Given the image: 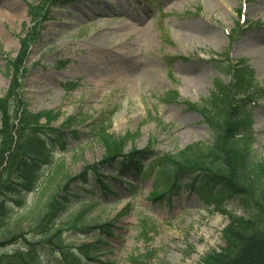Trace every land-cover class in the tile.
<instances>
[{
  "label": "rangeland",
  "instance_id": "1",
  "mask_svg": "<svg viewBox=\"0 0 264 264\" xmlns=\"http://www.w3.org/2000/svg\"><path fill=\"white\" fill-rule=\"evenodd\" d=\"M53 1L0 0V98L12 83V74L7 75L9 59L27 54L14 74L21 101L18 119L14 112L10 118L16 127L15 138L20 137L24 146H36L65 132L69 148L59 157L65 163L62 180L66 174L75 178L98 165L102 180L111 184L110 191L101 189L90 173V189L73 183L82 197H72L68 213L77 219L80 230L64 228L65 245L90 242L99 232L84 234L86 226L111 223V234L104 237L97 261L83 264H132L143 255L149 264H219L224 260L216 254L220 250L241 251L238 239L245 232L243 213L230 207L234 218L212 204L214 200L209 201L211 205L202 201L188 186L194 173L179 177L177 186L181 187L175 189L168 181L170 175L160 172L158 165L162 167L166 155H177L199 143L203 150L214 142L202 115L189 106L202 109L218 82L229 85L224 68L247 65L254 81L264 83V39L257 43L260 55L242 49L248 38H264V0ZM209 1L217 6L215 10L209 8ZM32 4L44 10L42 16L49 12L36 24L29 14ZM104 4L114 10L104 11ZM185 25L191 31L203 29L205 37L216 34L218 40L190 34ZM31 32L24 54L22 41ZM249 78L240 81L236 97L241 100L251 91H247ZM170 93H177L178 98L172 100ZM261 95L250 133L257 157L264 159ZM108 121L106 143L128 141L124 153L148 150L155 157L148 160L154 165L144 169L142 176L136 171L118 175L117 166L101 164L106 149L94 134L102 123L109 125ZM38 133H42L40 139ZM9 174L1 171L0 183ZM157 186L167 193L158 197ZM48 197L41 191L30 196L28 209L21 214L27 241L16 239L5 248L29 247L40 236L48 218L29 228L28 219L36 215H28L43 209ZM54 243L39 250L41 259L48 264H68L58 256L63 246ZM29 250L18 249L0 261L30 264Z\"/></svg>",
  "mask_w": 264,
  "mask_h": 264
},
{
  "label": "trees",
  "instance_id": "2",
  "mask_svg": "<svg viewBox=\"0 0 264 264\" xmlns=\"http://www.w3.org/2000/svg\"><path fill=\"white\" fill-rule=\"evenodd\" d=\"M29 11L33 24L45 19L48 14L47 11L42 16L44 10L33 4L29 5ZM31 37L32 32L28 33L26 39L22 41L24 54L30 46L28 41H31ZM26 55L20 59H9L7 75L12 74V83L9 92L0 98V172L9 171L10 173L9 178L1 181L2 184L0 183V257L25 248L30 249V264H48L41 259L39 250L44 251V248L57 242L64 249L59 251L58 256L66 260L68 264H83L85 260L96 262L95 256L102 250L104 237L111 234L113 224L86 226L84 230L82 229L84 234L99 232V235L78 247L71 244L65 245L62 232L64 228L80 230L77 226V219L68 213V204L72 202V197H82L73 183L77 182L79 186H83V189H90L89 174H87L90 173L99 178L101 189L110 191L111 185L102 180L97 166L88 167L75 178L66 174L62 180L65 163L59 157L69 148V144L65 142V135H67L65 132H58L57 138L49 139L48 143L39 141L36 146H24L20 137L19 140L15 138L13 132L16 131V127L10 123V118L11 113L14 112L16 120L18 119L21 101L19 99L20 86L14 74L19 66L22 67ZM224 69L226 70L225 75L230 79L229 85L224 87L218 82L210 98L204 102L202 109L197 105L189 106L190 109L202 115L204 122L212 131L214 142L203 150L199 143L177 155H166L163 157L162 167L160 165L158 167L160 172L170 175L168 181H172V184L177 181L178 176L194 173V177L190 176L192 179L190 188L202 201H206L209 205V201L214 200L212 204L216 203L217 208L232 217H234V209L230 207H236L245 216V229L243 230L245 232H241L238 239L242 242L240 248L242 250L237 251L236 248L231 251L220 250L216 254L224 260L219 264H264V159L257 157L254 150L255 140L250 133L253 127L252 116L257 100H259L257 96L262 94L260 99L263 97L264 83L254 81V73L247 65L241 64L240 67L235 65ZM247 75L250 76L247 91L249 88L251 91L247 98L241 100L236 96L240 81L245 83ZM169 97L176 100L178 94L170 93ZM109 122V125L102 123L94 134L97 142L104 144L106 149V156L102 163L118 166L122 174L125 171L135 170L139 175L144 165L147 167L151 165H146L145 162L155 157L148 150L136 152L132 149L125 154L124 150L128 141L120 144L122 141L119 142L117 139L116 142L106 143L105 141L109 139L107 133L111 127ZM36 137L40 139L42 133H38ZM174 156L178 158L172 160ZM203 159L207 160L208 164L203 162ZM155 190L160 194L158 197L167 193L158 186ZM38 191L49 197L45 200L43 209L40 208L28 215V217L36 215L33 219H28L31 223L29 228L39 225L47 217L45 230L39 233L40 236L35 240L37 243L29 242V247L5 248V245L15 243L16 239L27 241L25 235H22L26 233H24L21 214L27 211L30 196ZM99 201L100 199L94 200L96 203ZM64 214L68 215L62 218ZM36 218H39L38 221H35ZM63 222L66 223L65 227L62 226ZM39 245H42V248ZM138 258L139 260L134 259L132 264H149L146 256ZM0 264H2L1 261ZM14 264L25 263L19 260Z\"/></svg>",
  "mask_w": 264,
  "mask_h": 264
},
{
  "label": "bare ground",
  "instance_id": "3",
  "mask_svg": "<svg viewBox=\"0 0 264 264\" xmlns=\"http://www.w3.org/2000/svg\"><path fill=\"white\" fill-rule=\"evenodd\" d=\"M211 3V4H210ZM208 4H210V5H208L209 6V8L211 9V10H215V8L217 7L215 4H214V2L213 1H209V3ZM105 6H104V8H103V10L104 11H108V9H111V10H114L111 6H109V4L107 5V4H104ZM215 5V6H214ZM98 7V6H97ZM96 7V8H97ZM187 26L185 25V28H186ZM187 32H189L190 34H193V32L195 33V35H200V36H204V38L205 39H208V40H210V41H212V42H216L217 40H218V37H217V35L216 34H214V35H211V36H209V37H205L206 36V32L202 29V31H201V29H196V30H194V31H191V28H186L185 29ZM261 39H264V38H259V37H253V38H248L244 43H243V45H242V49H243V51H247V52H252V53H255V54H259L260 55V48L258 47V44L257 43H259V40H261ZM209 41V42H210ZM263 58H264V54H263ZM263 63H264V61H263Z\"/></svg>",
  "mask_w": 264,
  "mask_h": 264
}]
</instances>
